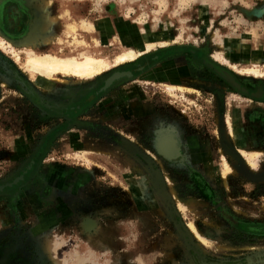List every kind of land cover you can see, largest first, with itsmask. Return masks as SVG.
Returning a JSON list of instances; mask_svg holds the SVG:
<instances>
[{"label": "rangeland", "instance_id": "rangeland-1", "mask_svg": "<svg viewBox=\"0 0 264 264\" xmlns=\"http://www.w3.org/2000/svg\"><path fill=\"white\" fill-rule=\"evenodd\" d=\"M48 1L50 12L59 14L71 2L68 7L80 17L98 23L84 34L97 56L114 58L125 43L134 45L133 38L141 49L144 41L157 44L89 79H47L25 72L20 67L25 45L0 33L20 56L16 62L9 48L0 49V182L22 171L40 150L26 181L12 194H0V264H54L46 252L49 239L67 241L76 250L86 239L99 240L101 264H136L138 256L146 264H199L172 210L186 231L192 225L199 237L187 233L208 260L264 264V112H244L248 102L251 110L262 104L234 92L209 70L194 72L185 52L199 48L243 82L264 83V63L247 62L264 60V0ZM26 2L36 35L35 0ZM162 40L169 41L159 44ZM60 47L54 39L33 49ZM168 48L164 60L116 83L70 124L48 110L66 105L114 68ZM165 67H176L174 79L154 74ZM253 67L260 73L250 72ZM237 128L242 130L234 139ZM165 133L181 149L177 158L156 149L157 137ZM134 149L158 164L161 187ZM126 218L142 221L135 247L120 239L116 227ZM86 219L93 221L88 232Z\"/></svg>", "mask_w": 264, "mask_h": 264}, {"label": "bare ground", "instance_id": "bare-ground-1", "mask_svg": "<svg viewBox=\"0 0 264 264\" xmlns=\"http://www.w3.org/2000/svg\"><path fill=\"white\" fill-rule=\"evenodd\" d=\"M68 3L71 2L65 3L62 7V11L58 14L50 12V1L35 0L34 9L39 14V19L36 22L37 33L36 35L31 34L35 29L32 22L34 16L33 14L31 22L29 24V35L27 36V38L22 40V44L25 46L20 49V51H23L25 54V59L23 62H20V56L15 47L1 37L0 49L6 50L7 48H9V50L13 54L12 56L14 61L20 62L22 65L20 67H22L25 72L27 71L31 75L42 76L46 77L47 79L55 75H62L64 77H76L78 79L84 80L99 75L106 70H109L114 65L133 60L142 51H144V49L148 51V49H150L151 47H155V45L157 44L155 42L144 41V49H141V47L135 44L136 41L135 38H133L132 43H134V45L128 42L125 43V46H123L121 52L118 53V55H116L114 58L97 56L96 51L90 48L88 40L86 39V36L84 34L85 31L95 28L96 24L98 23H91L85 18L80 17V15H78L77 13L76 8H69ZM60 21L65 22L64 26H60ZM54 39L61 45L58 51L38 52L33 49L34 45L38 42L47 44L49 41ZM106 39L107 36L104 35L102 37L103 43H105ZM168 41L169 40H162L158 43L165 44ZM66 46L68 47L67 52L62 50ZM243 59V61H245L246 58ZM261 61L264 60H248L247 62H250L253 64V66H255L264 63ZM249 70L250 72L254 73V75L260 73V71H258L255 67L251 69L249 68ZM129 74V72L122 74L119 71H116L113 75V78H121L124 76L129 77ZM167 87L169 89H173L175 86L167 85ZM237 133L238 132L236 130H233L232 137L234 139L236 138ZM159 146L161 147L164 155L171 156L172 158L176 155V147L174 146L173 141L168 136L160 139ZM152 173H154L153 170ZM154 177L156 178V175ZM153 183H157V181H153ZM82 224L85 231L88 232V230L92 227L93 221L86 219ZM187 232L189 234H196L192 225H189V231ZM68 243L69 242L64 240L58 241L49 239L48 245L46 247V252L47 255L49 254L54 264H96L98 258L97 253L99 251L98 249H100L101 247L99 240L95 239L94 241H90V239H86L82 250L71 249ZM197 251L199 250L197 249ZM199 253V256H196L193 253L192 256L195 260L194 262L200 264L202 261L201 259L205 261L207 258L201 251H199ZM216 264L229 263L217 262Z\"/></svg>", "mask_w": 264, "mask_h": 264}, {"label": "flooded vegetation", "instance_id": "flooded-vegetation-1", "mask_svg": "<svg viewBox=\"0 0 264 264\" xmlns=\"http://www.w3.org/2000/svg\"><path fill=\"white\" fill-rule=\"evenodd\" d=\"M28 19V14L25 9L20 8L18 3L13 0H6L2 2L0 5V33L7 37L4 31L18 36L19 34H22L26 27V20ZM171 48H168L166 50L160 51L158 53H153L149 56H140L135 60L134 62L128 63L129 66H125L123 68H114L113 70L107 72L108 74L98 83L93 82V84H89V86L83 88L82 90H78L73 97L72 100H70L66 105L60 107V108H51L48 109L50 112H59L60 116L63 117L66 121V123L70 124L74 121L75 117L81 115L83 112H87L89 106H92L93 103H96L100 98L98 97L101 94H104L107 90H109L111 87H113L116 83L122 81V80H131L137 77L139 73H144L147 70L151 69L152 66L160 60H164L167 56H169V51H171ZM189 63L190 66L194 67L196 73L203 72L205 74V71L208 70L212 72L215 76H217L220 80L223 81V83L233 90L234 92H237L241 94L242 96L248 98L249 100L256 102L257 104H262L261 109L259 110H251L250 108L253 107L252 103L247 104L248 109L244 110V112H264V83H246L240 80L230 69L224 67L223 65L217 63L215 60H213L211 57H209L207 54H205L201 49L199 48H188L187 51ZM139 59V60H138ZM127 64V65H128ZM168 68V73L163 72L164 69ZM165 67L163 69H158L154 72L156 75V72L161 71L157 77L160 78H175L174 70L176 67ZM116 71L119 72H129L130 76H124L119 79L113 80L111 84H109L107 87L104 88L105 80L108 78V76H111ZM173 72V73H172ZM229 72L233 77H228ZM167 73V74H166ZM231 79L233 82H235L237 86L232 84L230 82ZM173 81V80H172ZM174 82V81H173ZM35 100H38V97L36 94H31ZM218 99L223 104V92H218ZM41 106V104H38ZM45 109V107H44ZM238 133L236 134V139L239 136L240 130L242 129H234ZM240 131V132H239ZM159 137V136H158ZM157 137V138H158ZM157 146V139L155 141ZM179 148V147H178ZM181 151V149H178ZM179 151V155H180ZM40 150L35 152L33 156L28 160V163L24 166L22 171L11 177L9 180L0 182V194H12L15 189L14 187H17L19 184H22L26 181L27 177H29L30 172L35 170L34 168L37 166V164L40 161ZM158 167V164L155 162V160L151 157H149ZM142 161V160H141ZM159 168V167H158ZM160 170V169H159ZM17 176V177H16ZM15 181H14V180ZM58 184V183H57ZM27 196V200L31 197V193L26 194L23 197V202L25 197ZM26 200V201H27ZM27 204H31L29 202H25ZM32 205V204H31ZM41 216L46 215L43 214V212H40ZM52 215H49L48 217H51ZM44 217V216H43ZM46 215V218H48ZM53 217V216H52ZM51 217V218H52ZM48 220V219H47ZM93 226V224H92ZM9 258V257H8ZM3 259H5L3 257ZM12 259V258H10ZM13 260V259H12ZM8 261H11L8 259ZM15 261V259H14ZM9 264H11L9 262Z\"/></svg>", "mask_w": 264, "mask_h": 264}, {"label": "water", "instance_id": "water-1", "mask_svg": "<svg viewBox=\"0 0 264 264\" xmlns=\"http://www.w3.org/2000/svg\"><path fill=\"white\" fill-rule=\"evenodd\" d=\"M4 1H6V0H0V5L2 4V2H4ZM13 1H15V2H17L18 3V5H19V7L20 8H23V9H25L26 10V12H27V14H28V19L26 20V27H25V30H24V32L22 33V34H19L18 36H16L15 37V35H13V34H10V33H8V32H6V31H4V33L6 34V36L9 38V39H11L12 41H22V40H24L25 38H27V36L29 35L28 34V31H29V24H30V22H31V19H32V14H31V7L29 6V4L26 2V0H13ZM120 73H128V72H120ZM115 74V73H114ZM114 74H112L111 76H109L106 80H105V84H104V88L105 87H107L109 84H111V82L113 81V80H116V79H119V78H113V75ZM111 79H113V80H111ZM230 80V82L232 83V84H234L235 86H237L238 87V85L235 83V82H233L231 79H229ZM110 81V82H109ZM166 136H168L172 141H173V143H174V146L176 147V155L173 157V158H177L178 156H179V150H178V146H177V141L175 140V138L172 136V135H170V134H168V133H165V134H162V135H160L158 138H157V149L159 150V152L161 153V154H163L164 155V153H163V151L161 150V147L159 146V141H160V139L161 138H163V137H166ZM135 150V154L137 155V157L138 158H140V160H142V162L145 164V166L147 167V168H152V170H153V172L155 173V175H156V178H157V183H155L158 187H161L162 185H163V178H162V174H161V172H160V170H159V168L157 167V165L149 158V157H147V156H145V155H143L141 152H139V151H137L136 149H134ZM166 158H171V156H166V155H164ZM251 178H254V179H257V178H261V177H263L262 175H260V176H251V175H249ZM0 188H1V186H0ZM172 212V218H173V220H174V222H175V224L177 225V227L180 229V231L182 232V234L185 236V240H186V242H187V246H188V248L191 250V252L193 253V254H195L196 256L198 255V254H200L199 253V251H197V248H196V246L192 243V240H191V238H190V236H189V234L187 233V231L185 230V228L183 227V225H182V223H181V220L178 218V216H177V213L174 211V210H172L171 211ZM199 256V255H198ZM194 259V258H193ZM202 261H201V263L200 264H216L217 263V261H212V260H208V259H206L205 261H203V259H201ZM195 261V260H194ZM220 262V261H219ZM230 264V263H229Z\"/></svg>", "mask_w": 264, "mask_h": 264}, {"label": "clouds", "instance_id": "clouds-1", "mask_svg": "<svg viewBox=\"0 0 264 264\" xmlns=\"http://www.w3.org/2000/svg\"><path fill=\"white\" fill-rule=\"evenodd\" d=\"M116 227L121 231L120 239L126 244H131L133 247L139 242L143 235V225L139 218H126L117 221ZM107 255V254H105ZM96 264H101L98 258ZM102 264H109L107 260H103ZM136 264H146L142 256L136 258Z\"/></svg>", "mask_w": 264, "mask_h": 264}]
</instances>
